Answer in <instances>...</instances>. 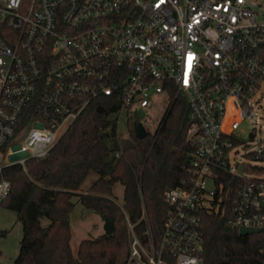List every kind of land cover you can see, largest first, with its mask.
<instances>
[{"label":"built area","instance_id":"2783aa9c","mask_svg":"<svg viewBox=\"0 0 264 264\" xmlns=\"http://www.w3.org/2000/svg\"><path fill=\"white\" fill-rule=\"evenodd\" d=\"M263 82L264 0H0V171L45 158L101 97L118 104V137L154 101L183 99L189 178L163 194L159 243L131 232L124 264H203L204 213L264 228V135H236Z\"/></svg>","mask_w":264,"mask_h":264},{"label":"trees","instance_id":"16d2710c","mask_svg":"<svg viewBox=\"0 0 264 264\" xmlns=\"http://www.w3.org/2000/svg\"><path fill=\"white\" fill-rule=\"evenodd\" d=\"M117 107L108 97L94 100L45 158L1 169L0 181L10 189L0 205L15 213L22 229L14 264H124L131 232L146 244L147 227L159 243L167 209L163 194L190 175L184 144L188 105L172 100L155 132L144 137L138 135V115L128 117L126 138L117 136L110 119ZM90 172L94 181L75 194ZM116 184L123 187L120 203L113 195ZM77 204L101 218L104 232L82 239L73 254L70 215ZM202 223L203 264H264V231L240 236L226 228L224 216L208 212Z\"/></svg>","mask_w":264,"mask_h":264},{"label":"rangeland","instance_id":"374dc122","mask_svg":"<svg viewBox=\"0 0 264 264\" xmlns=\"http://www.w3.org/2000/svg\"><path fill=\"white\" fill-rule=\"evenodd\" d=\"M256 104V111L249 120L245 121L237 130L236 135L244 142L250 140L249 135H255V139L261 138L264 135V82L262 83L259 92L254 98ZM165 106L154 101V106L150 110H143L138 113L143 129L149 133H154L163 116ZM260 130V131H259ZM127 128L122 124L119 127V138H126L128 136ZM241 150H239V154ZM237 154L235 158L241 160L240 155ZM4 155L0 157V164L6 163ZM96 174L90 172L81 189L75 194L84 193L88 186L94 181ZM113 195L117 202H122L123 187L116 184L113 187ZM74 202L78 201L75 195L72 199ZM45 224V222H43ZM71 225V239L70 247L73 254L76 252L78 243L85 238H97L103 234V222L101 218L85 209L82 205L77 204L70 215ZM22 236V229L20 223L16 220L15 213L3 208L0 205V264H14V259L18 253L19 241Z\"/></svg>","mask_w":264,"mask_h":264},{"label":"water","instance_id":"95a60500","mask_svg":"<svg viewBox=\"0 0 264 264\" xmlns=\"http://www.w3.org/2000/svg\"><path fill=\"white\" fill-rule=\"evenodd\" d=\"M138 135H139V137H144L145 136V130L143 129V126L141 124H139V126H138ZM240 171H241V168H240ZM262 231H264V228L263 229L241 228L238 231V235L244 236V235L258 234V233H260Z\"/></svg>","mask_w":264,"mask_h":264},{"label":"crops","instance_id":"0c3cea01","mask_svg":"<svg viewBox=\"0 0 264 264\" xmlns=\"http://www.w3.org/2000/svg\"><path fill=\"white\" fill-rule=\"evenodd\" d=\"M17 256V255H16ZM16 258V257H15Z\"/></svg>","mask_w":264,"mask_h":264}]
</instances>
